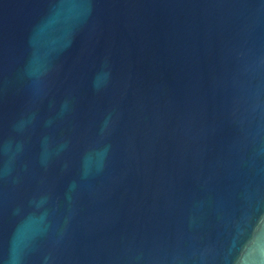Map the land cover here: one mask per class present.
Segmentation results:
<instances>
[{
	"label": "water",
	"instance_id": "obj_1",
	"mask_svg": "<svg viewBox=\"0 0 264 264\" xmlns=\"http://www.w3.org/2000/svg\"><path fill=\"white\" fill-rule=\"evenodd\" d=\"M0 264H264V0H0Z\"/></svg>",
	"mask_w": 264,
	"mask_h": 264
}]
</instances>
